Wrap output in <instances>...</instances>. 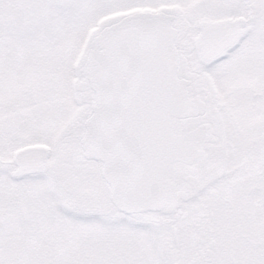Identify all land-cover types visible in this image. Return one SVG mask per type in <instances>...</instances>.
Listing matches in <instances>:
<instances>
[{"label":"snow or ice","instance_id":"obj_1","mask_svg":"<svg viewBox=\"0 0 264 264\" xmlns=\"http://www.w3.org/2000/svg\"><path fill=\"white\" fill-rule=\"evenodd\" d=\"M0 264H264V0H0Z\"/></svg>","mask_w":264,"mask_h":264}]
</instances>
